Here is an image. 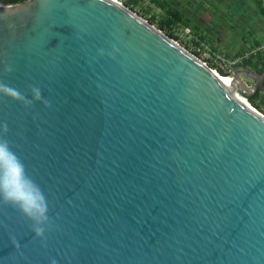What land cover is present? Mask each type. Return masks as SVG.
I'll use <instances>...</instances> for the list:
<instances>
[{"label": "water", "instance_id": "95a60500", "mask_svg": "<svg viewBox=\"0 0 264 264\" xmlns=\"http://www.w3.org/2000/svg\"><path fill=\"white\" fill-rule=\"evenodd\" d=\"M233 79L123 3L0 4V81L50 102L0 123L53 218L0 207V264H264V73Z\"/></svg>", "mask_w": 264, "mask_h": 264}, {"label": "crops", "instance_id": "0c3cea01", "mask_svg": "<svg viewBox=\"0 0 264 264\" xmlns=\"http://www.w3.org/2000/svg\"><path fill=\"white\" fill-rule=\"evenodd\" d=\"M164 1L184 17V27L192 30L194 40L201 39L202 47H208L213 43L215 46L208 47L212 48L209 50L219 51L216 45H222L227 50L235 48L237 56L243 52L264 49V11L257 0ZM151 2L157 9L163 11L155 2ZM181 9L186 13L181 12ZM208 9L224 12L222 17H219L220 13L217 11L218 15H209ZM233 31H238L239 36Z\"/></svg>", "mask_w": 264, "mask_h": 264}, {"label": "clouds", "instance_id": "9594fccd", "mask_svg": "<svg viewBox=\"0 0 264 264\" xmlns=\"http://www.w3.org/2000/svg\"><path fill=\"white\" fill-rule=\"evenodd\" d=\"M6 71L11 72V67H7ZM28 87L33 94L32 99H28L19 89L0 81V99L8 97L13 101L24 102L26 106L40 101L50 106L39 86L31 84ZM8 133L7 122L0 123V207L7 206L19 212L30 221L35 237L46 241V233L53 223L48 198L14 150ZM52 264H56V261L53 260Z\"/></svg>", "mask_w": 264, "mask_h": 264}, {"label": "trees", "instance_id": "16d2710c", "mask_svg": "<svg viewBox=\"0 0 264 264\" xmlns=\"http://www.w3.org/2000/svg\"><path fill=\"white\" fill-rule=\"evenodd\" d=\"M27 0H0V4L10 5V4H19L23 3ZM124 5L127 7L133 9L134 11L138 12V9H141V4L143 3V0H121ZM159 6L164 14L155 16L151 15L149 12L144 13L140 15L144 17L145 19L149 20L152 24H154V18L156 17L157 20V27L163 31L167 36L173 39H177V35L175 34V28L181 24H185L184 17L176 10L172 9L167 2L164 0H151ZM258 5L261 7V9L264 11V0H257ZM150 9V8H149ZM193 45L195 48L198 49V52L195 51L194 55L198 58L200 57V52L202 51L201 46V39L198 38L197 40H192ZM261 46H259L260 48ZM251 52L250 55H248L246 52H243L239 56H237L236 60H241V63L239 65H235L236 67L240 68L241 65L246 68L252 69V71L263 74L264 73V49H257ZM214 68V67H213ZM250 103L254 106L260 109L262 112H264V92L259 95L258 98H255L253 100H250Z\"/></svg>", "mask_w": 264, "mask_h": 264}, {"label": "rangeland", "instance_id": "374dc122", "mask_svg": "<svg viewBox=\"0 0 264 264\" xmlns=\"http://www.w3.org/2000/svg\"><path fill=\"white\" fill-rule=\"evenodd\" d=\"M119 1L121 3H123L121 0H119ZM135 12L138 13L139 15H140V13L141 14H144V13L146 14L148 12L151 15H155V16H159V15L164 14L163 11L157 9L156 6L153 5L151 0H143V3L141 4V9H138V12L137 11H135ZM222 12H224V10H222ZM222 12L219 14V17H222ZM142 18L145 19L144 17H142ZM155 19L157 20V18L156 17L154 18V21H153V22H155L154 24H152L147 19H145V20L147 22L151 23L157 29H159L157 27V22H156ZM191 27H193V26H191ZM192 29H193V31H196V30H194V28H192ZM233 32L239 36L238 31H233ZM175 34L177 35V39H173V38L172 39L181 48H183L189 54H192V55H194L195 51L198 52V49L194 47L193 42H192V40L194 39L193 36H195V35L192 34V30L191 29H187V28L184 27L183 24H181V25H179V26H177L175 28ZM214 46L215 45L213 43H212V45H208V47H214ZM208 47L207 46H205V47L203 46L202 47V51L200 52V57H198V59L202 63H204L207 67H209L210 69H213L217 73H219L221 75L223 74V76L226 75L227 77L234 78V68L236 67L235 65H239L241 63V60H236L237 59L236 58L237 57L236 54L238 52L237 53L234 52L235 48H232L231 50H227L222 45H216V47H218L219 51H216V50L212 51V50H209V49H212V48H208ZM246 53L248 55H250L251 52H246ZM244 83H246L248 85H251L252 81L244 80ZM258 110L261 113L264 114V112H262L260 109H258Z\"/></svg>", "mask_w": 264, "mask_h": 264}, {"label": "bare ground", "instance_id": "6f19581e", "mask_svg": "<svg viewBox=\"0 0 264 264\" xmlns=\"http://www.w3.org/2000/svg\"><path fill=\"white\" fill-rule=\"evenodd\" d=\"M111 1L121 3L119 0H111ZM216 73H217V72H216ZM217 74L219 75V77L221 78V80L224 82V84H225L228 88H230V89L234 92V94H235L239 99H241V101H243V102L245 103V101H244L240 96H238V95L236 94V92H235L237 86L235 85L234 79H233L232 77H227L226 75L223 76V74H222V75L219 74V73H217ZM246 104H247L249 107H251V108H253L254 110H256V109L253 107L252 104H250V103H246ZM257 111H258V110H257Z\"/></svg>", "mask_w": 264, "mask_h": 264}, {"label": "flooded vegetation", "instance_id": "af4514ba", "mask_svg": "<svg viewBox=\"0 0 264 264\" xmlns=\"http://www.w3.org/2000/svg\"><path fill=\"white\" fill-rule=\"evenodd\" d=\"M197 9V8H196ZM203 10H207V9H205V8H202ZM210 10V11H209ZM200 11V10H199ZM217 11V10H216ZM215 10H213V9H208V12H209V15H213V14H217L218 15V13L217 12H219V13H221L220 11H217L216 12ZM181 12H183V13H186V11L184 10V9H181ZM202 12V11H201ZM206 14H208V13H206ZM236 56H237V54H236ZM239 56V55H238ZM240 68H243V66L241 65V67Z\"/></svg>", "mask_w": 264, "mask_h": 264}]
</instances>
